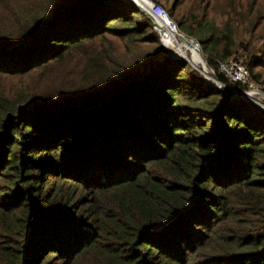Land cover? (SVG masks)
Masks as SVG:
<instances>
[{"label": "trees", "instance_id": "trees-1", "mask_svg": "<svg viewBox=\"0 0 264 264\" xmlns=\"http://www.w3.org/2000/svg\"><path fill=\"white\" fill-rule=\"evenodd\" d=\"M152 1L247 88L202 0ZM247 1L226 11L250 32ZM242 48L264 90V39ZM0 75V264H264V109L132 2L0 0Z\"/></svg>", "mask_w": 264, "mask_h": 264}, {"label": "rangeland", "instance_id": "rangeland-1", "mask_svg": "<svg viewBox=\"0 0 264 264\" xmlns=\"http://www.w3.org/2000/svg\"><path fill=\"white\" fill-rule=\"evenodd\" d=\"M134 1L140 4L142 7L145 5L143 3L150 5L151 3L149 1L153 2L152 0H148V3L142 0H134ZM192 1L193 0H181V3L178 5L176 9V12L187 10L191 6L190 4L192 3ZM202 2H203L202 5H204V11H201L202 17L206 19L208 23H212V24L214 23L220 28L223 27L225 29H229V33L233 40V43H232V52L226 56H230V55L236 56V57H240L242 60H245L247 57L246 56L247 52L242 48V45L245 43H248L249 48L255 49L257 46H259L260 42L264 39L263 37L264 35V16L262 19L259 20V24H257L256 27H251L250 32H248L245 28L249 26H247L246 22H242L238 15L241 10L239 12H238V9L234 12L230 10L226 11L227 8L229 7L228 5L230 3L233 4L234 0H202ZM247 4H249V0L247 1ZM251 8H257L261 14H264V0H254ZM149 10L156 17V20L154 19L153 22L155 23L157 36L162 46L165 47L167 51H169V49H172L173 52L175 53L177 52L175 54L176 56L178 55L182 57L183 59L187 60L192 66H194L195 68L201 71L203 68L201 66V63L204 61L207 64L206 59H205V53L201 49V47H199L198 45L199 51L197 52V54L199 55V60H201L202 62H200L194 56V54L192 53L190 49H187L186 46H184L185 42L181 40L175 33L173 34L170 30L161 28L163 26L160 23L167 24V21L164 19V16L160 11L155 10L153 8H149ZM164 14L167 15L166 12ZM252 14L254 15V11ZM167 17L169 18L168 19L169 21L171 20L174 23V21L168 15ZM174 26H175L174 28L176 29V32H180L186 38L191 39L192 41H195L193 37L189 36L188 34H185L181 30H178L175 23H174ZM179 50H181V52H179ZM208 67L210 69H206L205 67L203 68V70H205L206 72L203 73L201 71V73L203 74L204 78L208 77L207 81H212L214 83L213 70L209 65ZM261 72L262 73L264 72V68L261 69ZM14 82H15V77L12 78V77H6L4 75H0V90H4L5 92H7V90L10 89L11 85L13 86ZM219 86L221 88H226L224 89L226 91L228 90L230 91L231 89V87L227 86L224 83H219ZM254 87L258 90V92L254 94V96H257L261 100V102L264 104V90L260 88V84L258 85L254 83Z\"/></svg>", "mask_w": 264, "mask_h": 264}, {"label": "built area", "instance_id": "built-area-1", "mask_svg": "<svg viewBox=\"0 0 264 264\" xmlns=\"http://www.w3.org/2000/svg\"><path fill=\"white\" fill-rule=\"evenodd\" d=\"M165 13V12H164ZM171 26L174 23L170 20ZM196 48H198L197 42L193 41ZM217 70L222 73L228 80H238L246 85V90L251 95H254L258 90L254 87V83L250 78L249 71L244 64V60L236 56H225L218 60Z\"/></svg>", "mask_w": 264, "mask_h": 264}, {"label": "water", "instance_id": "water-1", "mask_svg": "<svg viewBox=\"0 0 264 264\" xmlns=\"http://www.w3.org/2000/svg\"><path fill=\"white\" fill-rule=\"evenodd\" d=\"M128 1L132 2L136 7L140 8V9H142L144 12H146V13L151 17V19L154 21V17H153V15H152L147 9L143 8L141 5H139L138 3H136L134 0H128ZM149 2H150L151 4H153V6H154L155 8H158L160 12L164 13L163 9H162L159 5H157V4H155V3L151 2V1H149ZM166 16H167V15H166ZM170 25H171V24H170ZM171 28H172V31H173V32H174V33H175V34H176L181 40H183L186 44L194 43L191 39L186 38L182 33H180V32H176V29H175L173 26H171ZM197 51H199L198 48H197ZM168 53H170L172 56H176V55L171 51V49H169ZM177 56H178V55H177ZM198 60H199V59H198ZM199 61L202 62L201 60H199ZM201 66H202L203 68L206 67V69H210V68L208 67V65H207L204 61L201 63ZM203 68H202L201 71L204 73V72H206V71L203 70ZM205 79L208 80V77H205ZM213 80H214V85H215L217 88L221 89V87L219 86V83H221V82H219L215 77H214ZM224 92L229 93V94H240V95H242V96H245L247 99H249L250 101L254 102L255 104L261 106V107L264 109V104L261 102V100H260L257 96L251 95V94H250L249 92H247L246 90H236V89L231 88L230 91H229V90H228V91L224 90Z\"/></svg>", "mask_w": 264, "mask_h": 264}, {"label": "bare ground", "instance_id": "bare-ground-1", "mask_svg": "<svg viewBox=\"0 0 264 264\" xmlns=\"http://www.w3.org/2000/svg\"><path fill=\"white\" fill-rule=\"evenodd\" d=\"M143 1H147L148 2V0H143ZM137 3V2H136ZM150 6L151 7H153L155 10H158L159 11V9L158 8H155L152 4H150ZM143 8H145V9H147L146 7H143ZM150 13H151V11L149 10V9H147ZM162 13V12H161ZM152 14V13H151ZM163 14V16H164V19L167 21V24L166 25H168V27H161V28H164V29H168V30H170L173 34H174V32L172 31V28H171V25H170V21L168 20L169 18L164 14V13H162ZM153 15V14H152ZM153 17H154V19L156 20V17L153 15ZM160 27V26H159ZM182 43H184V42H182ZM184 46H186V48L187 49H190L191 51H192V53L194 54V56L197 58V59H199V55L197 54V48H196V46L193 44V43H191V44H184ZM172 50V49H171ZM172 52H173V50H172ZM179 52H181V50H179ZM174 54H176L175 52H173Z\"/></svg>", "mask_w": 264, "mask_h": 264}]
</instances>
